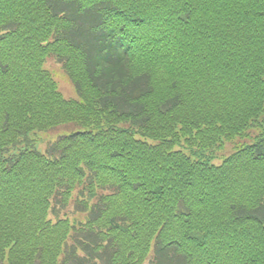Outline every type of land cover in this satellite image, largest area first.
I'll use <instances>...</instances> for the list:
<instances>
[{
  "label": "trees",
  "instance_id": "1",
  "mask_svg": "<svg viewBox=\"0 0 264 264\" xmlns=\"http://www.w3.org/2000/svg\"><path fill=\"white\" fill-rule=\"evenodd\" d=\"M0 264H264V0H0Z\"/></svg>",
  "mask_w": 264,
  "mask_h": 264
},
{
  "label": "rangeland",
  "instance_id": "2",
  "mask_svg": "<svg viewBox=\"0 0 264 264\" xmlns=\"http://www.w3.org/2000/svg\"><path fill=\"white\" fill-rule=\"evenodd\" d=\"M48 65L53 68L54 70H57L59 67L58 65L53 61L51 60ZM57 81H58V84H59V88H61L62 92L66 95L67 98H72L74 95L72 94V92L70 91V87L66 84V81L64 79V76H60V77H57ZM225 154H228L229 153V150L226 149L225 150ZM222 154V153H221ZM219 160L216 161V163H218Z\"/></svg>",
  "mask_w": 264,
  "mask_h": 264
}]
</instances>
